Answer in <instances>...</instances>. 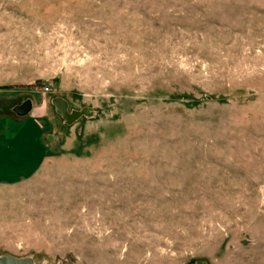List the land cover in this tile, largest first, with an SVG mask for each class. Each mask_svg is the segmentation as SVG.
I'll return each instance as SVG.
<instances>
[{"label": "rangeland", "instance_id": "obj_1", "mask_svg": "<svg viewBox=\"0 0 264 264\" xmlns=\"http://www.w3.org/2000/svg\"><path fill=\"white\" fill-rule=\"evenodd\" d=\"M29 99L52 155L0 186V255L264 264V0H0V113Z\"/></svg>", "mask_w": 264, "mask_h": 264}, {"label": "crops", "instance_id": "obj_2", "mask_svg": "<svg viewBox=\"0 0 264 264\" xmlns=\"http://www.w3.org/2000/svg\"><path fill=\"white\" fill-rule=\"evenodd\" d=\"M25 103L18 104L16 107V116L1 109L0 113V186L17 185L22 179H27L31 175L37 173L44 167L45 161L52 155L49 150L45 152L43 158L39 163L33 165L32 163L34 152L25 151L28 142L32 139L30 131L32 127L37 125L36 129L41 133L42 125L37 121L48 119L44 115L42 108H38L33 103V110L29 115L26 114V109L23 108ZM33 124V126L31 125ZM38 132V133H39ZM30 133V135H29ZM47 139L45 140L46 149H50ZM39 143V141H38ZM42 147V146H41ZM32 158L31 162L30 159Z\"/></svg>", "mask_w": 264, "mask_h": 264}, {"label": "water", "instance_id": "obj_3", "mask_svg": "<svg viewBox=\"0 0 264 264\" xmlns=\"http://www.w3.org/2000/svg\"><path fill=\"white\" fill-rule=\"evenodd\" d=\"M23 108L27 110L25 115L28 116L29 113H31V111L33 110V101L29 99V101L25 102ZM34 262V259L31 257L17 258L10 254L0 255V264H34Z\"/></svg>", "mask_w": 264, "mask_h": 264}, {"label": "flooded vegetation", "instance_id": "obj_4", "mask_svg": "<svg viewBox=\"0 0 264 264\" xmlns=\"http://www.w3.org/2000/svg\"><path fill=\"white\" fill-rule=\"evenodd\" d=\"M56 108H58L59 113L63 116V119L66 122H69L70 124L73 123V121L77 120L82 115L78 112H72L71 114L67 112L66 104L63 102L60 98L57 97L56 101Z\"/></svg>", "mask_w": 264, "mask_h": 264}]
</instances>
